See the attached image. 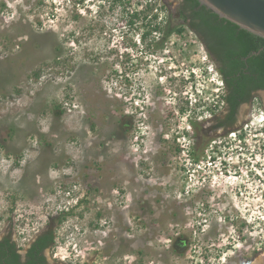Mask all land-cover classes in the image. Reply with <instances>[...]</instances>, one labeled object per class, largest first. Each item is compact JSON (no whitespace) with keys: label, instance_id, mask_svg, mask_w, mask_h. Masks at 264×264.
Wrapping results in <instances>:
<instances>
[{"label":"rangeland","instance_id":"374dc122","mask_svg":"<svg viewBox=\"0 0 264 264\" xmlns=\"http://www.w3.org/2000/svg\"><path fill=\"white\" fill-rule=\"evenodd\" d=\"M179 4L0 0V238L51 228L53 264L255 263L264 96L217 127L219 66Z\"/></svg>","mask_w":264,"mask_h":264},{"label":"trees","instance_id":"16d2710c","mask_svg":"<svg viewBox=\"0 0 264 264\" xmlns=\"http://www.w3.org/2000/svg\"><path fill=\"white\" fill-rule=\"evenodd\" d=\"M178 15L185 21L206 45L211 56L218 63L219 72L225 87L224 99L228 113L217 127L232 124L243 102L249 101L256 90L264 89V38L241 28L235 23L219 17L217 14L201 5L198 0H180ZM156 17V16H155ZM158 30L159 26L150 28V32ZM183 25L172 26L165 31L157 42L163 45L165 38L173 32L181 33ZM145 36V33L141 35ZM184 111V110H182ZM194 129H198V122H192ZM121 127L127 130L126 124ZM201 147L195 140L190 149V155L198 160ZM70 212H60L52 219L62 221ZM184 234L179 233L171 237V250L175 254H183L188 244L183 240ZM55 233L48 229L31 246L25 262L20 261L17 247L10 238L0 240V264H40L41 257L38 253L53 245ZM44 264V263H43Z\"/></svg>","mask_w":264,"mask_h":264},{"label":"water","instance_id":"95a60500","mask_svg":"<svg viewBox=\"0 0 264 264\" xmlns=\"http://www.w3.org/2000/svg\"><path fill=\"white\" fill-rule=\"evenodd\" d=\"M198 1L219 17L264 38V0Z\"/></svg>","mask_w":264,"mask_h":264},{"label":"flooded vegetation","instance_id":"af4514ba","mask_svg":"<svg viewBox=\"0 0 264 264\" xmlns=\"http://www.w3.org/2000/svg\"><path fill=\"white\" fill-rule=\"evenodd\" d=\"M264 91V89H260V90H256L253 94H252V97L249 99V101H246V102H243V103H248V102H250V101H252V99L255 97V96H257V95H260V96H264V94H256V93H258V92H263ZM242 103V104H243ZM241 106V105H240ZM236 120V119H235ZM235 122V121H234ZM233 122V123H234ZM48 229H51V228H45L43 231H41V232H38L36 235H35V237L32 239V240H30L29 241V243L27 244V246H26V248L24 249V250H22L18 245H17V243H16V241L13 239V237H11L10 235H6V236H4V237H2V238H0V240L1 239H3V238H10V240H11V242H14L15 244H16V247H17V253L20 255V261L21 262H25L26 260H27V257H28V252H29V249L31 248V246L34 244V242H36L37 241V239L39 238V237H41L45 232H47L48 231ZM51 247H52V245H50V246H48V247H45L44 249H42L39 253H38V255L41 257V260H40V264H53V263H51L50 262V260H49V257H48V251L49 250H51ZM262 254H264V251L262 252V253H260V255L259 256H262ZM258 256V257H259ZM248 264H251V263H248ZM263 264H264V262H263Z\"/></svg>","mask_w":264,"mask_h":264},{"label":"bare ground","instance_id":"6f19581e","mask_svg":"<svg viewBox=\"0 0 264 264\" xmlns=\"http://www.w3.org/2000/svg\"><path fill=\"white\" fill-rule=\"evenodd\" d=\"M264 262V254L262 256H259L258 259L253 264H263Z\"/></svg>","mask_w":264,"mask_h":264}]
</instances>
